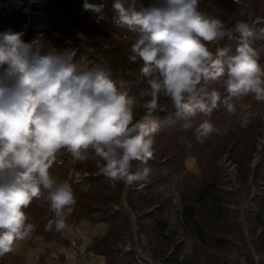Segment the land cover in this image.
<instances>
[{"label":"clouds","instance_id":"obj_1","mask_svg":"<svg viewBox=\"0 0 264 264\" xmlns=\"http://www.w3.org/2000/svg\"><path fill=\"white\" fill-rule=\"evenodd\" d=\"M199 3L160 0L145 7L138 0H114L113 23L136 34L129 60L142 62L140 76L148 85L142 95L150 99L139 105L145 114L135 122L130 82L113 80L110 68H78L67 53L58 55L43 33L25 42L22 31L0 32V256L32 233L34 225L26 223L24 209L34 199L43 196L54 214L45 231L60 233L69 227L67 216L76 203L72 186L49 173L61 150L73 164L94 153L99 173L113 187L116 182L147 181V167L132 174L130 166L136 160L147 164L153 157L159 129L154 116L161 96L185 118L184 128L191 126V118L210 116L221 102L229 114L235 113L234 98L252 94L264 102V67L254 48L246 42L237 47L227 59L228 79L223 80L221 58L227 49L213 52L208 47L234 33L246 40L253 26L241 20L227 29L220 19L201 13ZM105 7L83 2V11L98 14L97 22L105 19ZM207 79L223 80V99L215 88L195 94ZM248 119L243 115L242 126ZM215 130L205 120L196 128V139L203 142Z\"/></svg>","mask_w":264,"mask_h":264},{"label":"trees","instance_id":"obj_2","mask_svg":"<svg viewBox=\"0 0 264 264\" xmlns=\"http://www.w3.org/2000/svg\"><path fill=\"white\" fill-rule=\"evenodd\" d=\"M21 4L20 0H4L0 2V19L13 10H24L33 8L39 15L38 32L43 33L51 47L57 43L55 32L64 33L65 37L69 35L65 32L71 29L80 32L86 43L94 46L108 47L110 54V68L112 79L116 80L117 72L128 71L136 75L135 79L125 78L130 82V96L136 101L133 108L134 122L144 116V109L139 107L150 97L142 95L148 88L146 78L140 76L142 62L138 59L131 62L129 57L133 55L131 46L133 42L130 39L119 40L115 38L104 27L91 18V11H83V3L80 0H34ZM106 4L104 12L113 22L114 11L112 4L114 0H101ZM145 7L157 5L160 0H138ZM198 10L209 16L220 19L225 23L227 29L234 27L237 21H246L251 24L256 18H264V0H200ZM126 28V27H125ZM253 27L252 35L246 40L241 38L239 33H234L232 38L225 37L220 44L208 47L215 52L216 47L227 49L223 59L225 61V75L227 76V59L236 54V49L242 43H248L257 51L258 63L264 67V23ZM74 40L76 37L73 38ZM72 39V40H73ZM58 55L61 48H55ZM88 54L80 51L71 58V63L78 68L92 69L83 64V59L90 60ZM105 67V66H100ZM223 80L212 81L210 79L202 80L197 86L196 95L199 97L206 91L215 88L220 92L221 98L226 96ZM250 102L252 105L257 102L252 94L246 97L233 100L235 113L238 110V101ZM160 110L155 114V122L159 125L158 132L154 136L153 157L147 164L141 161H132L130 172L135 174L142 172L145 167L149 169L147 181H134L132 184L116 182L115 187L112 182L99 174L95 165L96 158L94 153L89 152V158L85 162L71 163V157L64 152L60 155V162H53L49 169L50 174H57V182H68L73 189L74 199L76 201L73 211L67 216L68 228L74 227L80 220L85 219L92 224L105 223L107 231L103 236L94 238L85 248L95 254L104 256V264H134L137 262L135 255V237L137 246L145 251L142 245V237L148 243L153 242L158 237L163 236L164 224L160 223L153 213L158 211V197L155 191L163 184L168 177L178 172L184 167V154L181 149L175 145L172 133L185 138L189 144V151L192 157L199 162L204 158L206 149H211V155L218 158L223 154L228 146L230 147L233 163L238 167L239 177L247 180L251 177L253 186L259 182H264V169H254L250 172L248 162L251 160V153L254 150V136L258 132V127H252L250 130L244 129L243 139H248L249 146L241 154L235 153L237 147L242 148V140L236 137L234 132L224 134L223 140L215 138L212 132L203 142L196 139V128L207 120L217 126L219 119L231 117L225 106L221 104L214 109L210 116L203 114L191 118V126L184 128L182 125L186 122L185 118L178 115V110L173 107L168 98L161 96L158 100ZM246 144V143H244ZM219 150L215 152V150ZM80 175L77 182L73 181V174ZM189 185L185 186L184 183ZM225 183L217 173H214L212 180L194 178L193 174L187 173L179 189L180 198L183 201L181 207L182 222L181 226L186 236L194 239L199 245L208 246L218 250L230 249L233 245L231 240L225 236V224L220 225L215 222V218L226 220L230 210L228 205L230 200L234 199L233 194L222 188ZM86 186V188H85ZM251 190V189H250ZM43 192V190H42ZM46 195V193H43ZM236 200V199H235ZM238 202V200H236ZM156 206V207H155ZM28 217L26 223L34 225L31 237H42L45 242L57 241L65 245L70 243L61 238V232L45 231V225L53 218L50 210V203L43 196L40 199H34L32 203L24 209ZM237 212V211H236ZM134 229L136 232L134 233ZM129 243V250L126 257H120L119 254L124 250L125 244ZM155 255V254H154ZM154 255H151L153 258ZM165 255L162 256V259ZM20 255H12L11 251L0 256V264H19Z\"/></svg>","mask_w":264,"mask_h":264},{"label":"rangeland","instance_id":"obj_3","mask_svg":"<svg viewBox=\"0 0 264 264\" xmlns=\"http://www.w3.org/2000/svg\"><path fill=\"white\" fill-rule=\"evenodd\" d=\"M33 1L29 0L28 2ZM80 1L84 2V0ZM89 3L101 4L102 1L89 0ZM103 14L105 19L100 22L96 20L98 14L91 12V18L115 38L119 37L117 38L119 40L127 38L133 43L135 42V33L128 31L125 27H117L105 12ZM33 17L37 21L40 20V15L35 10ZM259 23H264V18H256L250 25L258 29L257 24ZM65 32L69 37H65L64 33H53L57 39L54 48H61L60 51L63 55L67 53L72 58L74 54L82 51L88 54L87 56L90 58L89 61L86 58L83 59L84 65L92 69L102 65L110 66V54L107 52V46L100 47L86 43L80 32L75 34L71 29H67ZM74 37H76L75 40ZM116 78L135 79L136 75L128 71L117 72ZM238 106L239 108L233 116L219 119L217 126L214 127L216 130L213 131L215 138L220 139L219 141L223 140L221 142L223 143L224 134L234 132L236 137L241 138V141L245 134H252L251 132H243L245 128L250 130L252 127H258V132L254 136L255 148L247 165L250 172H253L256 167L257 169H264V102L257 101L252 105L250 102L240 100ZM245 114L248 115L249 119L247 125L242 126L240 121ZM172 138L175 145L184 154V167L171 174L155 191L158 197L156 206L159 207L153 216L164 224L163 236L150 243L142 237L141 243L145 247V251L137 246L135 237L137 262L148 264H264V182H259L253 186L250 176L247 180L242 175H240L241 178L239 177L238 167L232 161L229 146L218 158L210 154L211 147L206 149L204 158L199 162L192 157L189 151L190 144L185 138L175 133H172ZM242 142V148L241 146L240 148L237 147L235 153L241 154L248 148V139H243ZM218 151V149L215 150V152ZM64 152L62 150L59 154ZM187 173L193 174L194 178L198 180H212L214 173H217L222 182L225 183L222 188L233 194L234 199H231L228 205L230 212L226 220L215 218L217 224H225V236L233 243L230 249L218 250L199 245L194 239L184 234L181 226L183 201L180 198L178 188H180ZM184 185L188 186L189 183L185 182ZM128 250L129 243H126L121 254L128 252ZM151 255L154 257L152 258ZM163 255L165 257L162 259Z\"/></svg>","mask_w":264,"mask_h":264},{"label":"crops","instance_id":"obj_4","mask_svg":"<svg viewBox=\"0 0 264 264\" xmlns=\"http://www.w3.org/2000/svg\"><path fill=\"white\" fill-rule=\"evenodd\" d=\"M4 2V0H0ZM26 4L27 0H20ZM34 9L13 10L7 12L0 19V32L11 29L14 32H24L23 39L30 42L39 35V21L33 17ZM62 152V150L60 151ZM55 162H60V154H57ZM51 178L57 181L58 176L50 174ZM107 231L105 223L92 224L82 219L74 227L67 228L61 232V238L70 244L62 242H45L42 237L36 236L26 240H18L11 250L12 255H20L19 264H104V256L95 254L85 248L94 238L103 236ZM126 257L127 253L119 254ZM134 264H148L138 261Z\"/></svg>","mask_w":264,"mask_h":264},{"label":"built area","instance_id":"obj_5","mask_svg":"<svg viewBox=\"0 0 264 264\" xmlns=\"http://www.w3.org/2000/svg\"><path fill=\"white\" fill-rule=\"evenodd\" d=\"M58 156V155H57ZM230 170H232V168H230ZM80 178V175H78V174H76V173H74L73 174V181L74 182H77V180Z\"/></svg>","mask_w":264,"mask_h":264}]
</instances>
